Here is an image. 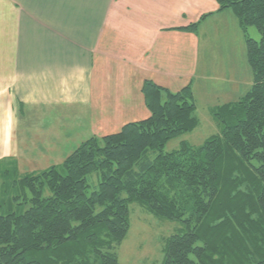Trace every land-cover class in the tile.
<instances>
[{
  "label": "trees",
  "instance_id": "trees-1",
  "mask_svg": "<svg viewBox=\"0 0 264 264\" xmlns=\"http://www.w3.org/2000/svg\"><path fill=\"white\" fill-rule=\"evenodd\" d=\"M215 1L239 21L252 76L245 95L212 109L221 132L164 152L198 127L195 100L189 85L172 92L145 81L148 117L12 181L22 200L10 197L6 213L0 205V264H119L132 203L182 226L165 240L162 264H264V0Z\"/></svg>",
  "mask_w": 264,
  "mask_h": 264
},
{
  "label": "crops",
  "instance_id": "crops-1",
  "mask_svg": "<svg viewBox=\"0 0 264 264\" xmlns=\"http://www.w3.org/2000/svg\"><path fill=\"white\" fill-rule=\"evenodd\" d=\"M226 12L215 0H0L1 168L60 165L145 119V81L189 85L198 102L204 29Z\"/></svg>",
  "mask_w": 264,
  "mask_h": 264
},
{
  "label": "rangeland",
  "instance_id": "rangeland-1",
  "mask_svg": "<svg viewBox=\"0 0 264 264\" xmlns=\"http://www.w3.org/2000/svg\"><path fill=\"white\" fill-rule=\"evenodd\" d=\"M226 11L225 16L211 20V24L204 29L201 40V62L197 75L202 74L203 79L200 82L204 92L202 98L198 99V102L195 101L196 108L193 113L199 125L192 132L169 140L163 147L164 152L177 150L182 143L198 147L211 136L219 134L221 126L213 118L212 109L228 102H235L250 89L248 82L251 72L246 61L245 36L238 19L229 9ZM246 35L259 41L260 37L255 27H248ZM4 170L9 172L8 176L1 174ZM21 175L15 166L12 168L0 166L2 213H6L10 197L15 193L22 196L20 187L12 185V181ZM87 181L92 191L97 185V175H89ZM14 208L15 206L13 210ZM26 208L18 207L17 213L24 212ZM181 229L182 226L177 221L157 218L147 213L137 203L130 204L129 230L117 249L119 264H162L165 240Z\"/></svg>",
  "mask_w": 264,
  "mask_h": 264
}]
</instances>
